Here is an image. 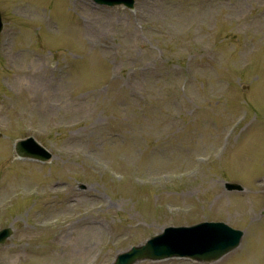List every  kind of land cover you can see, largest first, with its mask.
I'll list each match as a JSON object with an SVG mask.
<instances>
[{
  "label": "rangeland",
  "instance_id": "obj_1",
  "mask_svg": "<svg viewBox=\"0 0 264 264\" xmlns=\"http://www.w3.org/2000/svg\"><path fill=\"white\" fill-rule=\"evenodd\" d=\"M0 11V197L25 196L0 215L14 229L0 264H109L169 225L204 220L247 230L216 264H264V0H0ZM239 116L247 123L229 131ZM30 136L47 163L15 159ZM220 149V162L200 159Z\"/></svg>",
  "mask_w": 264,
  "mask_h": 264
},
{
  "label": "water",
  "instance_id": "obj_2",
  "mask_svg": "<svg viewBox=\"0 0 264 264\" xmlns=\"http://www.w3.org/2000/svg\"><path fill=\"white\" fill-rule=\"evenodd\" d=\"M20 154L24 155L20 149ZM30 152H28L29 154ZM40 156V155H39ZM231 188H239L231 184ZM211 224L202 223L191 228H171L162 235L154 236L146 245L133 247L129 252L120 254L115 264H136L145 259H162L173 255H191L200 260H211L237 247L241 241L240 232L226 226L218 228L217 246L213 248ZM9 231L4 232L6 237ZM3 239V238H2Z\"/></svg>",
  "mask_w": 264,
  "mask_h": 264
}]
</instances>
